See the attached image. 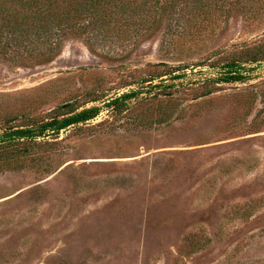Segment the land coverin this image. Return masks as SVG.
I'll return each instance as SVG.
<instances>
[{"label":"rangeland","instance_id":"1","mask_svg":"<svg viewBox=\"0 0 264 264\" xmlns=\"http://www.w3.org/2000/svg\"><path fill=\"white\" fill-rule=\"evenodd\" d=\"M160 43L122 58L69 41L46 66H0V134L65 103L101 108L0 162V264H264V62L220 81L264 20ZM161 63L178 72L144 85Z\"/></svg>","mask_w":264,"mask_h":264},{"label":"trees","instance_id":"2","mask_svg":"<svg viewBox=\"0 0 264 264\" xmlns=\"http://www.w3.org/2000/svg\"><path fill=\"white\" fill-rule=\"evenodd\" d=\"M235 15L252 24L263 21L264 0H0V66H46L62 54L69 41L82 42L91 53L122 58L153 41L173 50L182 41L214 34L217 27L229 23ZM261 62L264 43L227 62V72L220 81L242 82L246 80V66ZM148 66L151 71L140 79L144 85L163 82L164 77L178 72L165 63ZM139 94H125L111 106H122ZM98 100V96H93L85 104ZM81 108L76 101L65 103L54 109L47 121H28L22 125L25 129L9 128L0 134V162L10 168L20 164V160H29L31 147L34 152L40 145L39 139L55 138L69 128L93 121L101 113L100 107ZM13 121L4 120L7 124ZM36 162L33 156V163ZM46 172L52 173L48 169Z\"/></svg>","mask_w":264,"mask_h":264},{"label":"water","instance_id":"3","mask_svg":"<svg viewBox=\"0 0 264 264\" xmlns=\"http://www.w3.org/2000/svg\"><path fill=\"white\" fill-rule=\"evenodd\" d=\"M84 68H88V67H84ZM28 128H31V127H28ZM17 129H19V128H17ZM16 128L15 129H13V130H17ZM22 129H25V128H22Z\"/></svg>","mask_w":264,"mask_h":264}]
</instances>
